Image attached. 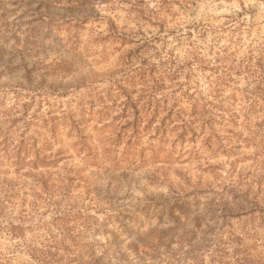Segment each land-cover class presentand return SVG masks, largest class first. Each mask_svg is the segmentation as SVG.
<instances>
[{"label": "clouds", "instance_id": "obj_1", "mask_svg": "<svg viewBox=\"0 0 264 264\" xmlns=\"http://www.w3.org/2000/svg\"><path fill=\"white\" fill-rule=\"evenodd\" d=\"M0 264H264V0H0Z\"/></svg>", "mask_w": 264, "mask_h": 264}]
</instances>
